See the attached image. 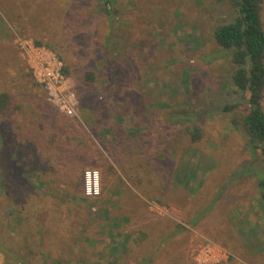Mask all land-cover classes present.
<instances>
[{"label": "rangeland", "instance_id": "1", "mask_svg": "<svg viewBox=\"0 0 264 264\" xmlns=\"http://www.w3.org/2000/svg\"><path fill=\"white\" fill-rule=\"evenodd\" d=\"M100 1L0 0V264H134L158 246L152 264H264L261 157L236 111L220 113L240 102L214 37L229 3L114 0L113 20L93 14L95 32L74 35L68 15ZM37 42L67 79L55 94L29 67ZM103 44L120 61L111 83Z\"/></svg>", "mask_w": 264, "mask_h": 264}, {"label": "trees", "instance_id": "2", "mask_svg": "<svg viewBox=\"0 0 264 264\" xmlns=\"http://www.w3.org/2000/svg\"><path fill=\"white\" fill-rule=\"evenodd\" d=\"M219 2L227 1L233 11L232 20L221 23L214 29L215 41L218 44L221 52L224 53L226 59L231 66L232 79L236 90L234 93L240 97V102L228 105L222 108V114H229L236 111L232 120L233 126L242 130L247 138L248 146L253 152H257L261 157V164L263 166L262 173L259 170L255 171L257 177V186L260 193V202L264 209V19H263V0H218ZM114 0H101L99 3L98 12L94 8H89L87 13L84 14L87 6L82 13L77 11L75 14L68 15V21L74 18L80 21L78 28L73 31V34L81 33L84 31L90 32L92 24L90 22L91 16L94 14L98 18L106 17L109 21L115 18L113 12ZM95 9V12H94ZM82 23V24H81ZM96 26L91 30L95 32ZM92 31L90 33H92ZM93 39L91 35L86 36V39ZM109 40V39H108ZM39 47L43 45L41 42H37ZM109 45L103 44V61L101 65L105 70L106 81H111L116 76V73L121 69L116 65L120 61H113L110 57L117 60L115 55L113 56ZM131 65V60L129 61ZM69 72L68 68H64V73ZM90 81L96 79L95 72H89L86 75ZM9 103L8 95H0V115H3L7 111ZM238 111V112H237ZM198 134V140L202 137L199 129L194 127L188 132L193 135ZM199 132V133H198ZM194 134V137H195ZM37 146L39 141L32 140ZM85 144L75 145V148H70L77 155L84 153ZM39 149V147H38ZM73 149L76 150L73 151ZM48 149L44 147V151ZM56 152H59V157L63 159L65 151L63 147L57 146ZM70 158V156H69ZM71 169L77 168L73 162H70L68 166ZM74 172V171H73ZM20 181V180H18ZM195 223H193L194 225ZM181 227H178L180 230ZM182 230V229H181ZM175 235V234H174ZM173 235V236H174ZM172 236V237H173ZM5 246L2 244L0 253L5 252ZM15 247L7 251V259L9 255H14ZM16 258L13 260H21L20 264H26L23 259L26 255H22L20 252H16ZM154 256H151L153 261ZM12 260V261H13ZM10 261V260H9Z\"/></svg>", "mask_w": 264, "mask_h": 264}, {"label": "built area", "instance_id": "3", "mask_svg": "<svg viewBox=\"0 0 264 264\" xmlns=\"http://www.w3.org/2000/svg\"><path fill=\"white\" fill-rule=\"evenodd\" d=\"M26 55L28 57V64L37 81L49 90L50 94H55L57 89L63 87L66 83V77L63 74L62 65L59 61L52 59L45 48L33 46L30 44H23ZM52 57V58H51ZM59 108L69 115L72 114L73 101L70 99L58 102ZM99 193V184L96 176L92 178L91 172L87 173V194L88 196L97 195Z\"/></svg>", "mask_w": 264, "mask_h": 264}, {"label": "crops", "instance_id": "4", "mask_svg": "<svg viewBox=\"0 0 264 264\" xmlns=\"http://www.w3.org/2000/svg\"><path fill=\"white\" fill-rule=\"evenodd\" d=\"M167 242V239L165 238L164 240H162L159 244L163 245ZM159 251V246L158 248L155 250V252H153L151 255H149L147 258L144 259L143 262H134V264H152L154 261H151V256L153 255L155 257V255L157 254V252Z\"/></svg>", "mask_w": 264, "mask_h": 264}]
</instances>
